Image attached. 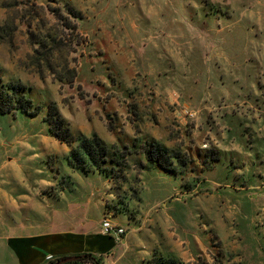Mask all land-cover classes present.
<instances>
[{
  "label": "rangeland",
  "instance_id": "rangeland-1",
  "mask_svg": "<svg viewBox=\"0 0 264 264\" xmlns=\"http://www.w3.org/2000/svg\"><path fill=\"white\" fill-rule=\"evenodd\" d=\"M0 80L33 101L0 114V156L39 155L19 165L103 248L125 230L104 264H264V0H0Z\"/></svg>",
  "mask_w": 264,
  "mask_h": 264
},
{
  "label": "crops",
  "instance_id": "crops-1",
  "mask_svg": "<svg viewBox=\"0 0 264 264\" xmlns=\"http://www.w3.org/2000/svg\"><path fill=\"white\" fill-rule=\"evenodd\" d=\"M38 156H21L19 161L7 152L0 156L5 160L0 170L11 172L5 177L0 173V264H48L56 258L86 252L104 257L114 253L118 243L105 236L112 245L103 248L96 232L87 229L86 204L80 202L83 209L72 211L78 204L64 192L59 197L42 194L39 169L19 165L32 164ZM60 222L63 224L56 226ZM73 222H79V227L71 226Z\"/></svg>",
  "mask_w": 264,
  "mask_h": 264
},
{
  "label": "trees",
  "instance_id": "trees-1",
  "mask_svg": "<svg viewBox=\"0 0 264 264\" xmlns=\"http://www.w3.org/2000/svg\"><path fill=\"white\" fill-rule=\"evenodd\" d=\"M20 91H22L20 86L0 84V114H9L17 110L31 114L29 110L33 105V101L29 98H25L24 95H19ZM50 125L52 132L60 138L61 142H69V138H66L69 133L68 130H64L62 120L61 122L53 120ZM74 142L77 143V145L75 148L73 147L70 152L71 161L73 162L72 165L78 164V169L84 172L88 165L100 169V165L105 162V157L109 151L103 142L98 137H95L92 141L80 138ZM100 159H102V161ZM162 167L164 166L162 165ZM169 171L176 174L173 169ZM104 236L108 239H112L114 242L116 241L112 236ZM77 257H79L77 261L68 264H104V256H98L94 253L86 252L77 255ZM65 258L67 257L56 258L51 260L48 264H57Z\"/></svg>",
  "mask_w": 264,
  "mask_h": 264
},
{
  "label": "built area",
  "instance_id": "built-area-1",
  "mask_svg": "<svg viewBox=\"0 0 264 264\" xmlns=\"http://www.w3.org/2000/svg\"><path fill=\"white\" fill-rule=\"evenodd\" d=\"M102 233L120 240L125 234V230L120 226L113 224L110 220H105L102 224Z\"/></svg>",
  "mask_w": 264,
  "mask_h": 264
},
{
  "label": "water",
  "instance_id": "water-1",
  "mask_svg": "<svg viewBox=\"0 0 264 264\" xmlns=\"http://www.w3.org/2000/svg\"><path fill=\"white\" fill-rule=\"evenodd\" d=\"M78 259H79V257H77V256H71V257H67V258L59 261L57 264H68V263L75 262Z\"/></svg>",
  "mask_w": 264,
  "mask_h": 264
}]
</instances>
